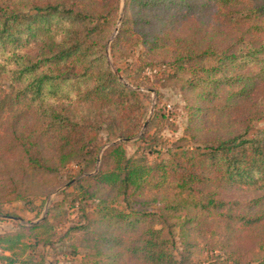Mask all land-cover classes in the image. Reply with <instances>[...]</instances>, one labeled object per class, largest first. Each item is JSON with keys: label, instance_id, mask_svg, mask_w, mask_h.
<instances>
[{"label": "trees", "instance_id": "obj_1", "mask_svg": "<svg viewBox=\"0 0 264 264\" xmlns=\"http://www.w3.org/2000/svg\"><path fill=\"white\" fill-rule=\"evenodd\" d=\"M139 47L188 103L185 135L156 162L124 145L145 126L129 80L143 64L120 65ZM263 118L264 0H0V204L39 211L83 161L74 185L98 201L64 233L51 211L0 233V264H43L37 247L76 230L89 264H193L203 245L264 264Z\"/></svg>", "mask_w": 264, "mask_h": 264}, {"label": "rangeland", "instance_id": "obj_2", "mask_svg": "<svg viewBox=\"0 0 264 264\" xmlns=\"http://www.w3.org/2000/svg\"><path fill=\"white\" fill-rule=\"evenodd\" d=\"M140 48L121 66L132 68L138 62ZM109 58L114 63V57L109 53ZM139 71H132L130 82L140 84L138 89L143 95V112L145 123L149 125L146 134L148 137L141 140L139 137L144 132L132 139L125 141L124 145L129 156L141 158L150 162L160 161L167 157L175 148L176 141L185 135L188 125L187 101L181 88L173 82V71L168 65L160 62H144ZM137 76V78H135ZM153 88V89H152ZM147 127V126H146ZM264 128V118L255 123L254 131ZM109 130L105 126L100 131V141L103 143L100 156L112 141L108 140ZM118 140V139H117ZM86 161L82 164L71 163L59 174V184L44 198L37 200L40 210H31L23 200L0 204V233L13 231L20 224H30L44 218L49 211L54 214L58 222L57 230L64 233L73 225L85 222V213L92 212L98 201L94 199H81L74 181L81 176V171L86 168ZM82 235L81 230L73 231L51 246H38L37 256L44 257L43 264H89L86 259V249L75 247L77 238ZM173 253L180 258L183 245L179 231H176L175 244L171 246ZM225 255L220 251L208 249L205 245L195 250L193 264H223Z\"/></svg>", "mask_w": 264, "mask_h": 264}, {"label": "water", "instance_id": "obj_3", "mask_svg": "<svg viewBox=\"0 0 264 264\" xmlns=\"http://www.w3.org/2000/svg\"><path fill=\"white\" fill-rule=\"evenodd\" d=\"M147 125V122L145 123V126ZM122 140V138H119L118 140H116L115 142H117V141H121ZM100 158H101V156H99V160H100Z\"/></svg>", "mask_w": 264, "mask_h": 264}]
</instances>
